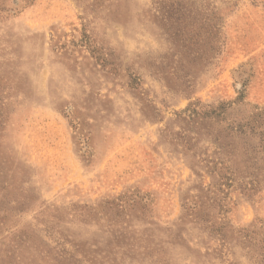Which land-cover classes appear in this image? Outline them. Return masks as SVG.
I'll return each instance as SVG.
<instances>
[{
    "label": "rangeland",
    "instance_id": "374dc122",
    "mask_svg": "<svg viewBox=\"0 0 264 264\" xmlns=\"http://www.w3.org/2000/svg\"><path fill=\"white\" fill-rule=\"evenodd\" d=\"M0 264H264V0H0Z\"/></svg>",
    "mask_w": 264,
    "mask_h": 264
},
{
    "label": "trees",
    "instance_id": "16d2710c",
    "mask_svg": "<svg viewBox=\"0 0 264 264\" xmlns=\"http://www.w3.org/2000/svg\"><path fill=\"white\" fill-rule=\"evenodd\" d=\"M258 181H255L254 183H257ZM251 189H254V187H251Z\"/></svg>",
    "mask_w": 264,
    "mask_h": 264
}]
</instances>
